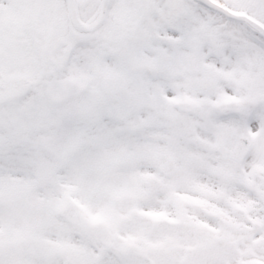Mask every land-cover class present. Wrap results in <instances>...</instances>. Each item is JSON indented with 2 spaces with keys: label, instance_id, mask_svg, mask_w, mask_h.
<instances>
[{
  "label": "snow or ice",
  "instance_id": "6c2138e0",
  "mask_svg": "<svg viewBox=\"0 0 264 264\" xmlns=\"http://www.w3.org/2000/svg\"><path fill=\"white\" fill-rule=\"evenodd\" d=\"M0 264H264V0H0Z\"/></svg>",
  "mask_w": 264,
  "mask_h": 264
}]
</instances>
